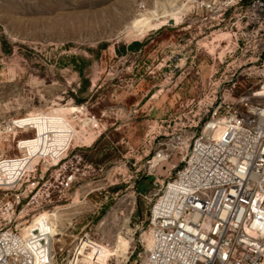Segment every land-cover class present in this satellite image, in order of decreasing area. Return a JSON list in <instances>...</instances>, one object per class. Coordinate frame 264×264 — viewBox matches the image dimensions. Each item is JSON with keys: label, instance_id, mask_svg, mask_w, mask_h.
Segmentation results:
<instances>
[{"label": "rangeland", "instance_id": "374dc122", "mask_svg": "<svg viewBox=\"0 0 264 264\" xmlns=\"http://www.w3.org/2000/svg\"><path fill=\"white\" fill-rule=\"evenodd\" d=\"M250 1L0 0V122L21 118L35 129L22 136L70 142L57 264H139L147 199L171 166L146 163L157 120L184 119L207 93Z\"/></svg>", "mask_w": 264, "mask_h": 264}, {"label": "built area", "instance_id": "2783aa9c", "mask_svg": "<svg viewBox=\"0 0 264 264\" xmlns=\"http://www.w3.org/2000/svg\"><path fill=\"white\" fill-rule=\"evenodd\" d=\"M242 16L207 93L185 104L184 119L157 120L146 163L171 166L147 199L139 264H264V0H251ZM20 122H0V264H57L56 209L75 179L73 169L65 174L69 145L49 134L32 148L38 135L22 136L33 129Z\"/></svg>", "mask_w": 264, "mask_h": 264}, {"label": "bare ground", "instance_id": "6f19581e", "mask_svg": "<svg viewBox=\"0 0 264 264\" xmlns=\"http://www.w3.org/2000/svg\"><path fill=\"white\" fill-rule=\"evenodd\" d=\"M172 18H173V17H172ZM32 115H34V114H32ZM29 116H30V115H28V116H26V117H24V118L26 119V118L29 117ZM19 119H21V118H19ZM20 123H21V122H20ZM22 124H24V123H22ZM31 128H32L33 130H35L32 126H31ZM35 134H36V136L38 135L37 133H35ZM43 141H44V140H43ZM40 142H41V137L38 136L36 140L30 142V146H31L32 148H36L37 145H38ZM90 142H91V141H90ZM67 145H70V142H69ZM66 147H67V146H66ZM66 147H65V148H66Z\"/></svg>", "mask_w": 264, "mask_h": 264}, {"label": "trees", "instance_id": "16d2710c", "mask_svg": "<svg viewBox=\"0 0 264 264\" xmlns=\"http://www.w3.org/2000/svg\"><path fill=\"white\" fill-rule=\"evenodd\" d=\"M133 45H139V43H138V42H136V41H135V42H133V43H131V44H130V48H132V47H133Z\"/></svg>", "mask_w": 264, "mask_h": 264}]
</instances>
